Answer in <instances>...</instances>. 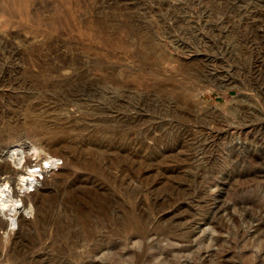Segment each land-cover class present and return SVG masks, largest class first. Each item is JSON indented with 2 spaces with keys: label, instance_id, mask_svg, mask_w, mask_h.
Masks as SVG:
<instances>
[{
  "label": "rangeland",
  "instance_id": "obj_1",
  "mask_svg": "<svg viewBox=\"0 0 264 264\" xmlns=\"http://www.w3.org/2000/svg\"><path fill=\"white\" fill-rule=\"evenodd\" d=\"M17 146L0 264H264V0H0Z\"/></svg>",
  "mask_w": 264,
  "mask_h": 264
},
{
  "label": "bare ground",
  "instance_id": "obj_2",
  "mask_svg": "<svg viewBox=\"0 0 264 264\" xmlns=\"http://www.w3.org/2000/svg\"><path fill=\"white\" fill-rule=\"evenodd\" d=\"M18 147L19 146L13 147L12 149L9 150V152L6 153L4 152L3 156L1 157L3 163L0 164V175L4 174L6 175V177L4 179L0 178V215L5 214L7 211H10L12 209L16 210V207L19 204H22L23 210H21L20 212L18 211L17 214L19 213L20 218L26 219L27 215H30L32 211L31 208H28V203L30 201V198L36 201V198H39L40 196L45 194V190H40V191L38 190V193L36 192L31 197L30 195H27L23 191H22L23 194H21L22 193L21 190L25 189L24 187L26 186L30 187L34 183L36 188L39 182L45 180L46 176L42 175V171L44 169H48L49 167H51L53 165L54 160H50L49 157L47 159L45 158L44 163L41 165L39 163L36 164L35 166H30L31 163L27 159V156L21 154L22 152ZM32 150H33V156L37 158L41 156L40 153H38V151L35 148H33ZM8 159H11V162L14 163L17 167H20L21 169L15 168L12 165H10ZM13 176H15V178H13ZM29 194L31 193L29 192ZM35 203H36V207L39 208L40 204L37 202ZM17 218H18L17 215L12 216V213L9 219L2 220L0 218V231L5 229L9 230L8 227L9 228L13 227L12 226L13 223L16 226ZM20 218L19 220H22ZM16 227L18 228V226ZM258 246L261 247V244L259 243Z\"/></svg>",
  "mask_w": 264,
  "mask_h": 264
},
{
  "label": "clouds",
  "instance_id": "obj_3",
  "mask_svg": "<svg viewBox=\"0 0 264 264\" xmlns=\"http://www.w3.org/2000/svg\"><path fill=\"white\" fill-rule=\"evenodd\" d=\"M12 226H13V227L15 226V225H14V223H13V225H12Z\"/></svg>",
  "mask_w": 264,
  "mask_h": 264
}]
</instances>
